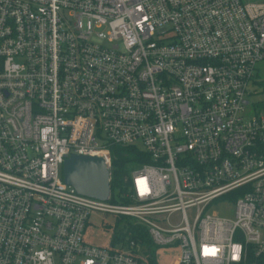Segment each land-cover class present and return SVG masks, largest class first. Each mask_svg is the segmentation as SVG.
Here are the masks:
<instances>
[{
    "label": "built area",
    "instance_id": "built-area-1",
    "mask_svg": "<svg viewBox=\"0 0 264 264\" xmlns=\"http://www.w3.org/2000/svg\"><path fill=\"white\" fill-rule=\"evenodd\" d=\"M261 64L264 0H0V264H264ZM113 146L121 188L64 184ZM92 213L135 229L95 246Z\"/></svg>",
    "mask_w": 264,
    "mask_h": 264
},
{
    "label": "water",
    "instance_id": "water-1",
    "mask_svg": "<svg viewBox=\"0 0 264 264\" xmlns=\"http://www.w3.org/2000/svg\"><path fill=\"white\" fill-rule=\"evenodd\" d=\"M62 180L76 194L105 200L109 192L108 170L102 158L70 154L62 162Z\"/></svg>",
    "mask_w": 264,
    "mask_h": 264
},
{
    "label": "rangeland",
    "instance_id": "rangeland-1",
    "mask_svg": "<svg viewBox=\"0 0 264 264\" xmlns=\"http://www.w3.org/2000/svg\"><path fill=\"white\" fill-rule=\"evenodd\" d=\"M243 1H260V0H243ZM255 79L257 81H264V64H261ZM260 86H264L262 83ZM262 89V88H261ZM261 92V91H260ZM264 98V92L257 93V95L252 100H261ZM138 168L137 164H128L127 171L128 175L130 171ZM115 188H111L112 194L114 193ZM215 210L218 214L222 216L230 217L232 215V204H218L216 205ZM130 223L132 219L130 218ZM128 223H126L123 217H116L113 215H106L100 213H92L87 221V225L84 230V240L88 243H91L95 246H107L110 245L111 236L114 231L122 234L123 241L131 237V229H128ZM119 230V231H118Z\"/></svg>",
    "mask_w": 264,
    "mask_h": 264
},
{
    "label": "trees",
    "instance_id": "trees-1",
    "mask_svg": "<svg viewBox=\"0 0 264 264\" xmlns=\"http://www.w3.org/2000/svg\"><path fill=\"white\" fill-rule=\"evenodd\" d=\"M138 155H140V152L132 147L113 146L110 148L111 165L113 170L109 183L110 189L115 186L121 188L122 178L128 175L127 165L134 164V162L138 161ZM126 223L129 225L128 229H131V232H133L135 226L129 221H126ZM134 236L135 235H132V237ZM120 241H123L122 234L114 231L111 236L110 246H114Z\"/></svg>",
    "mask_w": 264,
    "mask_h": 264
}]
</instances>
